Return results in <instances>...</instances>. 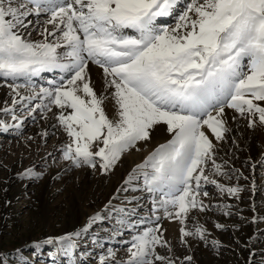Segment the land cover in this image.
<instances>
[{
    "label": "snow or ice",
    "instance_id": "snow-or-ice-1",
    "mask_svg": "<svg viewBox=\"0 0 264 264\" xmlns=\"http://www.w3.org/2000/svg\"><path fill=\"white\" fill-rule=\"evenodd\" d=\"M0 86V133L45 148L21 182L107 184L162 140L82 221L0 264H264V152L236 163L264 131V0H0Z\"/></svg>",
    "mask_w": 264,
    "mask_h": 264
},
{
    "label": "rangeland",
    "instance_id": "rangeland-1",
    "mask_svg": "<svg viewBox=\"0 0 264 264\" xmlns=\"http://www.w3.org/2000/svg\"><path fill=\"white\" fill-rule=\"evenodd\" d=\"M38 130L34 126L29 127L25 134L31 135ZM38 143L37 138L36 142L29 146L19 138L0 133V248H14L42 235L58 234L63 230L71 229L75 225L73 221H76V224L79 223L83 220L85 213L100 206L110 194L118 176L126 170L124 161L123 165L112 174L107 184L104 183L103 178L85 176L83 170L63 173L59 179L46 175L37 183L21 182L15 178L14 173L28 166L30 162H38L40 156L44 155L43 147L37 154ZM47 144L50 149L52 140L49 139ZM248 144L250 143H247L246 147ZM243 153L244 151L238 153L240 160L236 162L237 166H240L245 159L242 157ZM256 157L257 150L253 159ZM5 165L11 169V174L5 169ZM5 178H9L7 185L4 184ZM5 187L6 192L3 191ZM261 194L257 195V201ZM5 200L10 203L5 205ZM167 224L170 223L165 221V228ZM209 227H211L210 224ZM167 229L169 234H172L175 231V225L172 224ZM31 251L30 248L25 249L24 254L29 255ZM198 258L200 264H230V262L234 264L231 253H225L217 258L208 252L201 251Z\"/></svg>",
    "mask_w": 264,
    "mask_h": 264
},
{
    "label": "bare ground",
    "instance_id": "bare-ground-1",
    "mask_svg": "<svg viewBox=\"0 0 264 264\" xmlns=\"http://www.w3.org/2000/svg\"><path fill=\"white\" fill-rule=\"evenodd\" d=\"M92 80L96 83L97 86V90L99 91V85H100V81H99V75H98V70H96L95 68H93V72H92ZM7 93V88L4 86H0V100L3 99V97L5 96V94ZM109 115H111V109H108ZM156 142H162V140H160L159 137H157L155 134L153 135V142L152 144L148 145L147 148H142L141 151H136V150H132L129 154H126L123 157V161H125L126 163V170L124 171V173L122 172L119 176L118 179L114 182L113 187L111 189V192L114 190V186L116 184L119 183L120 179L122 178V175L126 173V171L128 169H130L133 164L135 163H139L143 156L146 154V152L148 150L151 149V147L155 146ZM243 147H246V145L243 143V141L241 142ZM250 144H252L251 146H249L250 144H248V148L247 151L243 153V158H246L247 156L251 155L252 157L254 156V153L257 150V157H259L261 152H264V131H260L257 130L255 133L252 134V140L249 142ZM241 157V160H242ZM254 158V159H256ZM56 171V169H53L51 172L54 174ZM85 174V173H84ZM85 176H88L85 174ZM258 176V175H257ZM258 184L261 182V177L259 176L258 178ZM51 180V178H50ZM52 181V180H51ZM110 192V193H111ZM76 224V221H73ZM166 228H170L172 226V223L165 225Z\"/></svg>",
    "mask_w": 264,
    "mask_h": 264
}]
</instances>
